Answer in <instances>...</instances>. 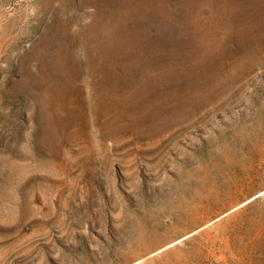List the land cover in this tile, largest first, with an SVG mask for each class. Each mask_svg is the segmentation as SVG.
Segmentation results:
<instances>
[{
  "label": "rangeland",
  "instance_id": "1",
  "mask_svg": "<svg viewBox=\"0 0 264 264\" xmlns=\"http://www.w3.org/2000/svg\"><path fill=\"white\" fill-rule=\"evenodd\" d=\"M0 264H264V0H0Z\"/></svg>",
  "mask_w": 264,
  "mask_h": 264
}]
</instances>
